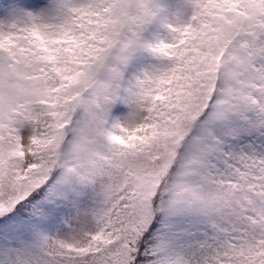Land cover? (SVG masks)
Here are the masks:
<instances>
[{
  "label": "snow or ice",
  "instance_id": "obj_1",
  "mask_svg": "<svg viewBox=\"0 0 264 264\" xmlns=\"http://www.w3.org/2000/svg\"><path fill=\"white\" fill-rule=\"evenodd\" d=\"M0 264H264V0H0Z\"/></svg>",
  "mask_w": 264,
  "mask_h": 264
}]
</instances>
